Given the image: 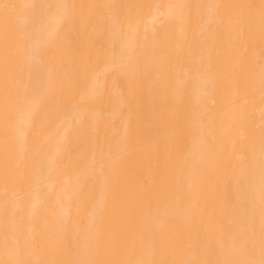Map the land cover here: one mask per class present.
Instances as JSON below:
<instances>
[{"label":"bare ground","instance_id":"6f19581e","mask_svg":"<svg viewBox=\"0 0 264 264\" xmlns=\"http://www.w3.org/2000/svg\"><path fill=\"white\" fill-rule=\"evenodd\" d=\"M1 231L0 264H261L264 0H0Z\"/></svg>","mask_w":264,"mask_h":264},{"label":"rangeland","instance_id":"374dc122","mask_svg":"<svg viewBox=\"0 0 264 264\" xmlns=\"http://www.w3.org/2000/svg\"><path fill=\"white\" fill-rule=\"evenodd\" d=\"M2 232H3V231H1V234H0L1 236H2ZM13 233H14V232H13ZM13 233H12V234H13ZM4 235H5V239H6L7 241H10L11 239H12V240H11L12 242L17 241L15 237H11V236H10V235H11L10 232H9L8 234L5 233ZM4 235H3V240H4ZM7 236L10 237L11 239H10V240L7 239ZM1 238H2V237H0V239H1ZM40 239H41V238H40ZM40 239L38 238V241H39ZM13 240H14V241H13ZM34 240L37 241V239H34ZM34 240H33V241H34ZM43 240H44V239H43ZM43 240H42V241H43ZM33 241H32V244H33L32 246H33V247L30 245L31 248H35V246H34V245H35V244H34L35 242L33 243ZM38 241H37V242H38ZM44 241H45V240H44ZM44 241H43V242H44ZM1 242H3L2 239H1ZM18 242H19V241H18ZM37 242H36V243H37ZM43 242H42V243H43ZM5 243H6V241L4 240V244H5ZM7 243H8V242H7ZM15 243L17 244V242H15ZM38 243H39V242H38ZM42 243L40 242V243L38 244V245H39L38 247H40V246L43 247L42 245H40V244H42ZM10 244H14V243H10ZM16 244H15V246H16ZM8 245H9V244H8ZM19 245H20V242H19ZM25 245H26V244H25ZM43 245H44V244H43ZM12 246L14 247V245H12ZM12 246H7V247L10 248V247H12ZM21 246H22V244H21ZM21 246H20V247H21ZM30 246H29V247H30ZM17 247H19V246L17 245L16 248H17ZM26 247H27V246H25V248H26ZM29 247H28V250H29ZM0 248H1V251H2V250L4 249V248H3V245H1ZM5 248H6V247H5ZM31 248H30V249H31ZM45 248H46V246H45ZM20 249H21V248H20ZM23 249H24V247H23ZM26 249H27V248H26ZM38 249H40V248H35L34 250L36 251V250H38ZM7 250H9V249L7 248ZM11 250H12V249H11ZM11 250H9V251H11ZM14 250H15V249H14ZM14 250H12V251H13V254L16 253V252L18 251V250L16 249V251L14 252ZM46 250H47V249H46ZM9 251H8V252H9ZM32 251H33V250H32ZM19 252H20V251H19ZM23 252H27V253H28L29 251H25V249H24ZM42 252H43V251H42ZM42 252H39V253H42ZM3 253H5V254H3ZM3 253H2V252L0 253V254H1V255H0L1 258L4 257V255H5V257H6V253H7V251H6V250H3ZM27 253H26V255H27ZM31 253H33V252H31ZM31 253H30V255H31ZM35 253H36V254H35ZM35 253H33V254L38 255V256L41 255V254H38L37 251H36ZM16 254H18V253H16ZM21 254H23L22 251H21ZM21 254H20V255H21ZM46 254H47V253H46ZM9 256L11 257V255H9ZM32 256H33V255H32ZM48 256H49V255H48ZM48 256H47V257H48ZM35 257H36V256H35ZM39 257H40V256H39ZM39 257H37V260H35L37 264L42 263V261L39 263L38 259L43 260V263H44V264H45V263L48 264L47 261H45L46 259H45L44 255H43V257H42V256H41L40 258H39ZM47 257H46V258H47ZM33 259H34V257H33ZM3 260H6L5 262L8 263V261H9V260H8V255H7V259L4 258V259H2V261H3ZM47 260H48V259H47ZM3 262H4V261H3ZM5 262H4V263H5ZM0 263H1V262H0ZM8 264H9V263H8Z\"/></svg>","mask_w":264,"mask_h":264},{"label":"snow or ice","instance_id":"6c2138e0","mask_svg":"<svg viewBox=\"0 0 264 264\" xmlns=\"http://www.w3.org/2000/svg\"><path fill=\"white\" fill-rule=\"evenodd\" d=\"M261 264H264V261H262Z\"/></svg>","mask_w":264,"mask_h":264}]
</instances>
